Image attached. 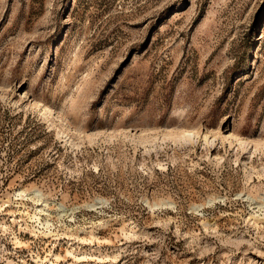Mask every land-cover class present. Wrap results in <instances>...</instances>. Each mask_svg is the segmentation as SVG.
I'll return each instance as SVG.
<instances>
[{"label": "rangeland", "instance_id": "rangeland-1", "mask_svg": "<svg viewBox=\"0 0 264 264\" xmlns=\"http://www.w3.org/2000/svg\"><path fill=\"white\" fill-rule=\"evenodd\" d=\"M0 264H264V0H0Z\"/></svg>", "mask_w": 264, "mask_h": 264}, {"label": "bare ground", "instance_id": "bare-ground-1", "mask_svg": "<svg viewBox=\"0 0 264 264\" xmlns=\"http://www.w3.org/2000/svg\"><path fill=\"white\" fill-rule=\"evenodd\" d=\"M70 112H71V111H70ZM70 112H69V113H70ZM64 116L66 117V115H65V114H64ZM65 120H66V119H65Z\"/></svg>", "mask_w": 264, "mask_h": 264}]
</instances>
